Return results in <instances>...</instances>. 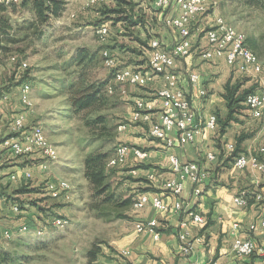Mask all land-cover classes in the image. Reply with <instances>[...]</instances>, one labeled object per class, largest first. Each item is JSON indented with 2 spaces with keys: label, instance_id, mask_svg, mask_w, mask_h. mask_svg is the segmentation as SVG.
<instances>
[{
  "label": "rangeland",
  "instance_id": "1",
  "mask_svg": "<svg viewBox=\"0 0 264 264\" xmlns=\"http://www.w3.org/2000/svg\"><path fill=\"white\" fill-rule=\"evenodd\" d=\"M25 1L10 4L1 13L9 28L0 30V100L13 93L12 101L18 103V109L11 113L24 114L28 124H40L47 143L53 148L52 158H55L46 159V168L48 163H52L51 172H55L56 177L70 178L71 185L68 183L69 198L62 197L63 194L67 196L69 188L61 190L60 195L66 200L64 205L68 206V212H51L53 218H66L67 223L63 227L43 220L42 225L31 227L27 232L16 233L8 239L4 237L0 241V254L2 250L9 256L16 254L20 260L15 264H80L83 259L94 257L88 254V250L96 244L99 246L102 236L110 232L118 219L126 216L125 212L133 202L124 187V177L117 174L124 172L128 163L114 166L107 163L116 145H129L120 136L126 129L119 126L122 123L134 126L128 120L129 101L120 87L127 89L129 94L146 87L115 83L113 73L117 67L135 61L129 53L139 54V62L146 58L142 52L145 47L143 42L150 37L159 38L153 29L163 27L171 32V27L165 22L170 10L162 8L164 16L156 20L153 13L161 8L155 7L153 0H63L62 13L51 18L49 23L41 24L32 7V0ZM108 8L123 10L133 18L143 20L145 26L128 27L117 21L115 18L124 14L122 12L107 17L103 11ZM215 15L237 30L256 56L264 61V0L255 6L246 4L244 0H211L206 13L197 18L196 27L207 28ZM100 20L103 22L99 23ZM104 25L108 27V34L101 37L97 28ZM196 27L191 31L194 42L192 52L200 55L207 44L203 30ZM79 48L87 50L82 63L76 60ZM104 50L117 59L116 68H110L105 63ZM143 69H148V66ZM17 70L23 72L22 77ZM82 78L100 85L101 90L95 105L75 111L69 97L77 91ZM23 82L29 83L28 97L32 107H26L20 101ZM14 117L7 118L3 123V130L10 127L4 139L16 134L11 129ZM95 151L107 154V189L99 195L92 190L84 174V159ZM59 181H47L48 187L50 183ZM28 186L17 189L30 190ZM16 190L13 188L11 193L4 194L8 199H17L20 204L38 201V197L29 194L31 191L13 196ZM128 199L130 201H126ZM37 228H43L41 234L36 233Z\"/></svg>",
  "mask_w": 264,
  "mask_h": 264
},
{
  "label": "crops",
  "instance_id": "2",
  "mask_svg": "<svg viewBox=\"0 0 264 264\" xmlns=\"http://www.w3.org/2000/svg\"><path fill=\"white\" fill-rule=\"evenodd\" d=\"M209 3L211 4V0ZM163 10L153 13L156 20H161L164 16ZM169 10L173 15L178 11L177 7L172 5L169 6ZM196 23L197 21L192 26L196 27ZM171 29V32L163 27L153 29L167 48L172 46L176 39V31L172 27ZM196 29H201V26L198 25ZM142 52L146 56V61L139 62L141 56L132 52L129 53V57L134 58L135 63L129 62L127 65L144 68L147 65L149 49L143 47ZM201 52L200 55L192 52L189 56L176 60L173 70L178 74L179 86L190 99L196 115L205 118L211 113L216 114V128L204 129L195 136L193 141L184 144L179 142L177 132L172 131L170 135L174 143L166 146L162 140L149 135L150 123L127 125L125 132L120 136L129 145L140 147L147 152L148 157L138 162L129 156L127 169L124 172H117L118 177H124L123 184L131 200H134L140 192H148L150 195H159L168 209L162 211L151 204L137 209L131 202L128 211L125 212L126 216L118 219L119 222L110 228V232L102 236L100 248L95 256L91 260L83 259L80 264H187L189 259L201 263L216 260L218 264H264V227L261 225L264 218V173L252 168L238 169L232 164L233 157L237 153H256L259 148L264 147V115L261 118H255L246 109L236 114V120L231 121L222 132L220 121L224 120L228 114L226 101L222 95L224 84L231 75L235 78L241 73L240 71L232 73V68L223 57L205 59ZM192 73L198 74V80L195 83L190 81ZM163 83L164 78L157 76L145 89L135 90L131 94L126 92L127 89L120 87L121 93L129 101L128 117L132 112V100L135 96H149ZM252 84L256 85V91L263 88L264 77H249L245 87ZM202 89L206 92L204 96L200 94ZM6 98L0 100V241L4 238L3 232L6 229L14 230L12 236L19 233L17 231L19 225L24 221L36 228L42 225L43 220L51 216V212L60 214L68 212V206L64 205V201L69 198L70 188L67 196L62 195L65 199L53 198L47 191L46 184L49 180L59 179L66 180L71 185L70 178L62 176L57 178L55 172H51L52 163L50 165L48 163L47 170L43 169L41 163L46 159L40 155L17 157L8 154L6 157L8 152L3 149V139L10 127L3 130L5 127L3 123L7 118L18 115L11 113L15 108L18 109V103L15 100L12 101L14 94L11 93ZM242 134L247 136L237 143V137ZM227 143H233L239 151L229 153L226 150ZM207 152H213L216 158L208 160ZM170 154L177 156L181 162H197L208 171V178L200 185V193L194 192V183L189 179L183 180L184 189L179 197L171 190L169 193L165 189L166 180L176 176L170 164ZM261 158L264 160V152L261 153ZM26 170H31V180L25 181L21 178L13 181L9 177L12 172L23 176ZM27 184L30 185L28 188L33 189L29 194L38 197L36 203L20 204L17 199H8L7 194H4V192L11 193L13 188L16 190L17 187ZM40 185L43 186L39 187ZM242 192H246L248 196L247 203L239 205L234 198ZM20 194L23 195L26 192H20L17 189L13 196ZM256 194H261L262 198H256ZM178 198L182 201V210L174 208V201ZM14 203L20 204V213L13 210ZM190 212L200 213L204 223L193 222ZM151 218L158 220L157 238L152 233L139 232L135 228L137 221ZM183 220L187 221L188 239L193 245L188 255L183 254L179 248V223ZM234 223H237L238 227L234 228ZM251 224H255V229L249 228ZM235 236L253 239L257 246L256 252L251 255L235 253L232 249ZM198 237L201 241L197 240Z\"/></svg>",
  "mask_w": 264,
  "mask_h": 264
},
{
  "label": "built area",
  "instance_id": "3",
  "mask_svg": "<svg viewBox=\"0 0 264 264\" xmlns=\"http://www.w3.org/2000/svg\"><path fill=\"white\" fill-rule=\"evenodd\" d=\"M20 0H0L6 5L18 3ZM157 8H169V3L173 0H153ZM211 4L208 0H187L186 5H182V14L166 16L165 22L176 31V39L172 46L165 47L159 38H151L148 41L149 56L147 58L148 69L144 70L141 67L133 66H118L117 59L104 50L105 58L110 63V68H116L113 73L114 81L121 85H133L138 87H146L152 83L157 76L164 78V83L154 90L151 95L135 96L132 100L133 109L129 116V122L133 123H150L148 132L149 135L162 140L166 146H171L174 143L170 132L176 131L178 140L181 144L191 142L195 136L204 129H215L217 126V116L214 113L207 117H198L193 110L190 99L184 90L179 86L178 74L173 70L176 60L189 56L192 53L193 37L192 24L199 16L206 13ZM220 21L218 15H215L213 21L207 28L203 30V38L206 41L207 47L201 52L205 59H213L223 57L226 63L231 67H236L238 71L246 76L253 78L264 77V66H257V60H242L237 53V44H230L227 35L220 32ZM108 34V27L103 26L101 37ZM2 68V64H0ZM17 74L22 77L23 72L17 70ZM198 80V74H190V81L195 83ZM28 82H23L20 86V101L26 107L29 106V101L22 99L23 86L28 85ZM201 95H205L204 89L200 90ZM245 104L249 113L255 118H261L264 115V87L257 91L251 92L246 96ZM39 123L28 124L24 114H18L14 117L11 129L16 134L5 139L3 149L12 156H34L40 155L44 159L55 160L50 157V151L46 149L43 139H39ZM128 123H122L120 129H126ZM226 150L229 153L234 152L235 145L233 143L226 144ZM264 152V147L259 148L256 153L239 152L233 157V166L238 169L252 168L264 173V160L261 158V153ZM129 156L135 158L138 162L144 161L148 154L140 153V147L120 143L116 145L114 157L108 159H121V165L127 163ZM206 158L214 160L216 155L213 152H207ZM170 164L176 176L166 180L164 183L165 189L170 193V190H178V197L184 189L183 180L189 179L194 183V192L200 193V185L208 178V171L197 162H181L179 158L173 154L169 155ZM41 167L46 169V161L41 163ZM13 181H25L31 179V170H26L23 176H19L16 172L9 174ZM46 189L53 198L60 197L63 186L48 187ZM246 192L240 193L234 198V201L239 205L247 203ZM256 198L261 199V194H256ZM151 204L155 208L165 211L168 206L163 202L159 195H150L148 192H140L133 200V205H137V209ZM12 208L15 212H21L19 203H14ZM174 208L182 210V201H174ZM193 222L204 223L203 216L198 212H190ZM66 219V218H65ZM45 222L56 227H61V224H53V216H49ZM158 220L151 218L148 220H139L135 223V228L139 232L152 233L155 238L158 237ZM264 227V218L261 221ZM19 226H31L27 222L20 223ZM18 226V227H19ZM234 228L238 227L237 223L233 224ZM255 224L249 226L250 229H255ZM12 229H6L3 232L5 238H11ZM187 229V221L183 220L179 223L178 238L180 240L179 248L185 255L191 253L193 249L192 241L189 238ZM201 241V238H197ZM232 249L235 253L241 255H251L257 250V246L250 237L235 236ZM264 260V258H263ZM187 264H218L216 260L209 263H201L194 259H189Z\"/></svg>",
  "mask_w": 264,
  "mask_h": 264
},
{
  "label": "trees",
  "instance_id": "4",
  "mask_svg": "<svg viewBox=\"0 0 264 264\" xmlns=\"http://www.w3.org/2000/svg\"><path fill=\"white\" fill-rule=\"evenodd\" d=\"M246 4L255 6L259 5L263 2V0H244ZM27 0L25 1V3ZM32 7L36 13L37 19L41 22V24L49 23L51 18L58 17L63 11V0H32ZM13 5V4H12ZM11 5H6L0 2V30L6 31L9 28V24L6 20L3 19L1 13L6 10V8ZM124 13L121 16L116 17L117 21H121L123 24L130 26H135L138 24L144 25L143 20L139 18H133L130 14L124 12L123 10H119L116 8H108L103 11V13L107 17H111L113 13ZM103 22L100 20L99 23ZM145 26V25H144ZM154 37H150L146 42H143L144 46L149 49L148 41ZM87 50L85 48H79L78 54L76 55V60L79 63H82L86 58ZM143 61H146L144 58ZM238 71L236 67H232V73ZM241 73V72H240ZM249 79V76L244 74H240L239 76L233 78L231 75L228 77L224 84V92L223 97L226 101V105L228 108V114L226 118L221 122V131L224 132L225 128L230 124L231 121L236 120L235 115L242 113V111L247 109L245 104L246 96L256 91V85L252 84L251 86L245 87L246 81ZM80 86L77 88V91L73 93L70 97V105L75 111H79L90 106L95 105L98 101V97L100 94L101 86L95 85V82H88L85 79H81L79 81ZM247 135L242 134L237 137V143L241 142ZM239 151L235 148L234 153ZM107 158V154L100 151H95L87 155L84 159V174L86 178L89 180L92 190L96 194H103L107 189L106 184V171H105V160ZM25 190V188H24ZM23 189H19L20 192H24ZM25 190L26 191H32ZM126 201H130L129 199ZM99 246L96 244L92 248L88 250V254L95 256L98 252ZM20 258L14 254L9 256L8 252L2 250L0 254V264H15L18 262Z\"/></svg>",
  "mask_w": 264,
  "mask_h": 264
},
{
  "label": "bare ground",
  "instance_id": "5",
  "mask_svg": "<svg viewBox=\"0 0 264 264\" xmlns=\"http://www.w3.org/2000/svg\"><path fill=\"white\" fill-rule=\"evenodd\" d=\"M186 3H187V0H173V3H169V6L172 5V6L177 7L178 11L175 15H181L182 14V5H186ZM218 18L223 19L221 17H218ZM102 31H103V26H100L97 28L98 34L102 33ZM220 32L223 33L224 35L228 36V38L230 40V44H237V53L239 54L240 59L249 60V58H250L251 60H257V66H264V61L260 60L256 56V54L254 53V51L245 43L243 36L234 28L228 26L225 21H220ZM99 36H101V35H99ZM104 56H105V53H104ZM104 61L107 65L110 66V63H109V61H107V58H105ZM22 64L25 65L24 62ZM28 94H30V86L25 85V86H23V90H22V99L24 101H29V106H32V101H30ZM39 139L44 140L46 149L50 151V157H53L54 156L53 148L47 143V141L44 137V134L40 128H39ZM3 142L5 143V139ZM140 153L147 154V152H145L144 150H141V149H140ZM112 157H114V152L110 156V158H112ZM107 164L109 166L120 165L121 159H109ZM58 185L63 186V190H65V191L68 190V188H69V184L65 180H60L57 183H50L49 187H58ZM171 192H173L176 196H178V190H171ZM176 201H178V200H176ZM133 206L135 208H137V205H133ZM66 223H67V220L64 217H60V218L54 217L53 218V224H61V227H63ZM29 230L30 229H28L27 226H20L17 231L19 233H24V232H27ZM42 231H43V228H37L36 229L37 234H41ZM12 235H13V233L11 232V236Z\"/></svg>",
  "mask_w": 264,
  "mask_h": 264
}]
</instances>
